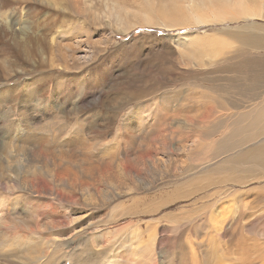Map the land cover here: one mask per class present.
<instances>
[{
  "label": "rangeland",
  "instance_id": "1",
  "mask_svg": "<svg viewBox=\"0 0 264 264\" xmlns=\"http://www.w3.org/2000/svg\"><path fill=\"white\" fill-rule=\"evenodd\" d=\"M192 1L30 0L28 15L22 5L11 8L17 23L0 17V91L15 89L0 103V136L16 133L34 85L38 138L47 149L78 144L75 164L58 168L69 170L73 185L34 170L61 195L12 190L0 175V264H228L229 256L239 264L248 248L264 262V171L171 195L239 151L221 154L217 139L256 101L230 107L228 98L250 79L248 63L264 69V43L242 39L264 37V0H245L243 9L197 0L202 18L178 19ZM41 77L48 81L31 83ZM226 187L225 205L235 213L222 231L215 218ZM39 207L56 215L41 216Z\"/></svg>",
  "mask_w": 264,
  "mask_h": 264
},
{
  "label": "bare ground",
  "instance_id": "2",
  "mask_svg": "<svg viewBox=\"0 0 264 264\" xmlns=\"http://www.w3.org/2000/svg\"><path fill=\"white\" fill-rule=\"evenodd\" d=\"M16 1H19V3H16ZM211 1L213 2V0H211ZM28 2L30 3V0H0V17H2L5 21V19L7 17L11 16L10 22L11 23H17L18 22L17 21L18 20V17H17L18 11L17 10L22 5V7L24 6V8L26 9L25 15H28V8H27ZM192 2L193 3H191L190 8L188 9V12L183 11L180 8L181 9L180 15H184V16H179L180 18L178 17V19L185 20L186 22H190V21H194L195 19H201L202 18L201 14H202L203 10H202V12L199 11V8H202L201 7L202 3H200L201 1L193 0ZM222 2H227L228 4L236 3V4L240 5V7L243 9L245 0H234V1L233 0H230V1H228V0H216V2H214V3L222 5V4H224ZM177 3H178V0H177ZM179 3L177 5H179ZM262 4H264V3H262ZM13 6L15 9H17L16 10L17 13L15 10L11 9ZM187 7H189V6H187ZM175 8L176 7L170 8L167 15L174 16L173 14L177 10V9L174 10ZM258 8H259V6H258ZM10 9H11V11H10ZM7 10H9L10 12ZM165 11L163 10V12H165ZM7 12H9V13H7ZM183 12H184V14H182ZM246 12H249V14H250L249 7L246 9ZM175 17H177V15ZM166 18L167 17H165V18L163 17L162 20L165 22ZM164 24L169 25V24H167V22ZM175 24H177V23H175ZM178 24H180V23H178ZM182 24H186V23L184 22ZM191 24H192V22H191ZM53 27L54 26L49 27V28H47V30L52 31ZM20 29H22V30L25 29V26L22 25V23L20 25ZM242 39H243V41H244V39L246 41H251L255 45H261L264 43V37L258 36L255 32H253L251 35L249 34V36L243 35ZM57 44H58V42H57ZM185 45L188 47L190 44H185ZM50 48H51V44H50ZM56 48L59 52L61 65L67 66L66 64H64L65 62H67L66 61L67 60V56H66L67 54L63 52V50H62L63 48H61L60 46L56 45ZM67 48H69L70 50L74 49L70 45H68ZM71 56H72L71 59H74L73 54ZM257 62L259 63V61H257ZM253 63L252 62L248 63L250 65H249V67L247 66L248 67L247 70H249V73H250V82H253L255 85H257L255 87L253 86L254 89H256L257 87H260V85H263L262 83L264 82V69H263V66L256 65V62H253ZM261 64H263V63L261 62ZM255 67H258L259 69H256ZM54 69L57 70L56 68H54ZM44 81H48V79L41 77L39 80H32L31 83H37V84L41 85ZM37 90L38 89L36 86L30 85L24 93L25 94L24 98L26 100H28L29 103L25 105V107L27 109L26 114L21 115V117H19L20 119L18 120V124L16 127L17 130L14 129L16 131V133H14L13 135L10 134L11 136H4V137H2L3 135L0 136V175L3 176V180H5L3 185H5V187H8L12 190L20 189V190L25 191V192H36L38 194L61 195L58 191H54L53 188H51L50 185H52V184L48 185V183L47 184L44 183L43 181H45V180L38 178L37 177L38 175H36V174H35V176H36L35 177L33 175V173H34L35 169L38 168V170H39V168H42V169H44V171H47L50 174V176H52V177L54 176L56 181H58V179H61L62 181L66 180V181L71 182L70 184L73 185L72 181L74 180V177L67 172L69 170H66V172L64 171L65 173L64 172L60 173L61 171L58 172V170H60L58 168H60V167L62 168V166L65 167L66 161L72 165L75 164L74 158L77 155L76 152H77L78 144H76L74 142L75 140L69 142L67 145H65V151L63 149L61 150V148L59 149L58 148L59 146H55L52 149H47L45 146V141L42 140V137L38 138V136L36 135V131L39 128L35 126L36 122L33 120L32 116H31V111L33 108V97L36 94ZM14 91H15V89L5 90L4 94L2 93V91H0V103L4 102L5 99L7 98V96H10V94ZM55 92L57 94V98H55L54 104L56 103L57 100H59L58 97L61 94V88H59L57 86V84H56ZM221 98H222V100L224 99V97H222V96H221ZM228 100H229V98H228ZM257 100H259L258 102H261L260 99H257ZM258 102L255 103L256 105L254 107L252 106L249 113H246L248 115L239 113L240 115H239V117H236L237 119L235 121H232V119H231V122H230L228 120L229 121L227 123V125L229 127V131L227 129L228 134L223 138H219L220 140L217 139L218 143L216 142L217 143L216 146H217V149L219 151H221V154L223 152L229 153V151H232V150L234 151V149H236V148H238V149L240 148L239 151L237 150L235 153H230L232 155L228 156L227 157L228 159L226 158L227 160L224 159L223 160L224 162L219 160L217 162V164H215L214 167H212L206 171H203L199 174H195L190 180H188V183H183L180 186H178V188L171 195H176V194L179 195V194H184L186 191L189 192V190L193 191L194 189L195 190L201 189L207 182H209L210 185H211V183H213V184L215 183L217 185L223 184L225 186H226L225 183H227V182H228V184L233 183V182L243 181V180L245 182L246 180L249 179V178L246 179V177H247L246 175L248 173H251V171H255V170L256 171L259 170L261 172L264 171V104L263 105H262V103L257 104ZM0 107H1V105H0ZM218 126H219V128L221 127L220 125H218ZM222 127H223V123H222ZM5 134H6V132H5ZM200 138H202L201 135H200ZM133 140L136 141L135 138ZM250 142H255L254 146H251V147L246 146ZM56 148H58V149H56ZM83 153H84V151L82 152V154ZM79 155L82 156L81 154H79ZM216 158H219V155H217ZM76 162H77V160H76ZM66 167L68 168V166H66ZM79 169H82V168L79 167ZM194 169L195 168L192 165L189 170H194ZM106 171H109V168ZM12 173H15V175H16L15 176L16 178L14 180H11L14 176ZM36 173H37V171H36ZM137 173H139V172H137ZM4 175H6V177ZM136 176H137V174H136ZM56 183H58V182H56ZM60 183H59V185H61ZM233 186H235V185H233ZM57 187H59V186H57ZM66 191L68 192V190H66ZM66 191H65V193H66ZM63 192H64V190H63ZM220 192H221V197H220L221 205H220V209H219V215L217 213L218 217L216 215L215 220L219 226V230H222V231L227 230L228 231L229 230L228 225L231 222L232 218L234 217V215H232V214L235 213V209H231L229 207H226V205H225V200L227 198V195H230L228 187H226V189L224 191L222 190ZM65 193H64V195H65ZM262 196H264V194H262ZM67 198H69V197H67ZM246 201L244 199H242L240 201V206L241 207L243 206L242 207L243 209H245L247 206L248 202L246 203ZM48 210H43L42 208L39 207L38 213H39V215L44 216V217L47 215L55 214L54 213L55 210L53 209V207L48 208ZM54 217H56V216H54ZM48 219H51V218H48ZM61 219H63V218H61ZM50 228H51V225L48 229H50ZM52 242H53V244H57V242L55 240ZM249 250H250L249 248L243 250L244 257L239 259L240 260L239 264H256V261H254L255 256L250 255L251 253ZM32 257H37V259H41L42 256H40V254L38 253ZM256 257L258 259V254ZM256 257H255V259H256ZM228 258H229L228 260L230 261L229 263L227 262L228 264H235L233 262V260H234L233 258H231L230 256ZM259 258H260L259 259L260 261L263 260L262 253L259 254ZM203 260H204V262H206L205 258ZM258 264H264V262H259Z\"/></svg>",
  "mask_w": 264,
  "mask_h": 264
},
{
  "label": "crops",
  "instance_id": "3",
  "mask_svg": "<svg viewBox=\"0 0 264 264\" xmlns=\"http://www.w3.org/2000/svg\"><path fill=\"white\" fill-rule=\"evenodd\" d=\"M238 92L237 95H233L229 98L228 106L230 107H242V106H248L250 105V101L254 100L258 102L260 99L261 102L264 101V86L257 87L254 91L253 86L250 85V79H244L243 83L238 85V88L236 91ZM255 92V93H253ZM227 101V100H226Z\"/></svg>",
  "mask_w": 264,
  "mask_h": 264
}]
</instances>
